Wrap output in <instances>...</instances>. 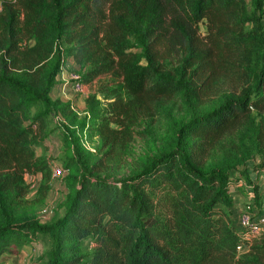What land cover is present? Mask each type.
Instances as JSON below:
<instances>
[{"label":"trees","instance_id":"trees-1","mask_svg":"<svg viewBox=\"0 0 264 264\" xmlns=\"http://www.w3.org/2000/svg\"><path fill=\"white\" fill-rule=\"evenodd\" d=\"M66 58L86 85L111 76L84 98V115L52 97ZM180 93L191 115L173 145L130 175L98 176L129 149L134 128ZM52 113L64 118L68 192L62 216L42 221L38 206L54 177L35 148ZM248 126L264 153V0H2L0 264L38 236L53 243L47 264H264V233L237 251L231 192L246 184L247 209L264 216V160L246 151L204 168L223 139ZM27 173L41 176L35 191Z\"/></svg>","mask_w":264,"mask_h":264},{"label":"rangeland","instance_id":"rangeland-1","mask_svg":"<svg viewBox=\"0 0 264 264\" xmlns=\"http://www.w3.org/2000/svg\"><path fill=\"white\" fill-rule=\"evenodd\" d=\"M249 2L250 6L252 7V0H249ZM206 30L207 27L203 23L201 25V31L205 32ZM71 65L72 67H76V63L73 62V60H71ZM108 80H111V76H99L92 83L86 85V94L84 96L79 94L77 95L76 92L70 87H67L68 89L65 90L69 96L71 95V97L75 98L74 104L78 106L79 112L84 115L86 106L83 104L81 106L77 102H79L81 99V101H83L87 95L92 92H96L100 87L104 86ZM57 95H59L58 90L52 94V97L55 98ZM211 103L212 102H209L207 105H210ZM205 104L206 103H202V105H198V109L203 110V105ZM33 110V112H36L37 107H35ZM190 115L191 112L187 108L183 93L178 94L173 99L161 101L158 104V110L154 117L147 118L139 126L134 128L135 131L133 133V138L130 141L129 149L127 151H121L117 153L115 157L110 159V167L105 171H100L98 176L116 180L123 176L130 175L134 169L138 168L139 164L143 161L146 155L155 154L165 148H170L173 145L179 126L186 122ZM63 122V116L52 113L48 118L47 139L45 140L44 144L36 146L35 148L37 155L45 156L50 161L52 168L64 170L62 177L52 180L51 189L46 201L38 206V210L40 208H47L51 212V215H47L49 218L46 221H50L55 215L56 217L62 216L64 213V198L68 192L65 181V177L68 175V172L63 166L64 146L62 141L63 127L61 126V123ZM27 124H30V121H28ZM95 143V141H87L86 145L93 148ZM222 143V146H216L211 151V154L205 159L204 168H210L212 166L222 164L224 161L232 159L236 155L240 156L241 153L246 151H250L251 155L254 154L251 160H254L256 163L264 160V153H258V151L255 149V140L251 126L240 130L235 135H231L223 139ZM25 180L26 183L29 180V178L27 179V174L25 175ZM36 180L39 183L41 181V176L39 175ZM257 181L261 186V192L264 195V171L258 173ZM250 189L251 188L248 189L246 184H243L239 188L235 186L231 189L233 194L232 198L233 201H235V204L232 206L233 213L231 212L233 218H236L239 212H241L243 209H247V207L251 205V203H248L253 197V192ZM34 195L35 193H31L30 191L27 197L32 199ZM43 209H41V211ZM94 245L95 242L92 240H89L85 243V260H88ZM52 246L53 243L50 237H36L33 242V251L36 249V254L32 264H47L46 254L52 248ZM7 253L14 254L18 253V251L15 249L13 252Z\"/></svg>","mask_w":264,"mask_h":264},{"label":"built area","instance_id":"built-area-1","mask_svg":"<svg viewBox=\"0 0 264 264\" xmlns=\"http://www.w3.org/2000/svg\"><path fill=\"white\" fill-rule=\"evenodd\" d=\"M60 80L61 83L56 86L59 95L55 98H62L66 101L70 100L73 102L74 107L78 109V106L74 104L75 98L71 97V95L69 96L66 90L68 89L67 87H70L77 95L84 96L86 94V84L81 81L79 69L72 67L70 59L66 58L63 62ZM63 174V169L53 168L54 179L62 177ZM28 178V183L33 191H35L38 186V181L36 180L37 176L27 173V179ZM49 214L51 215V212L49 209L45 208L40 212L39 217L42 221H46L49 218L47 216ZM237 228L241 236L237 244V251L239 253L246 252L249 249V242L264 233V216L257 218L250 210L243 209L237 215Z\"/></svg>","mask_w":264,"mask_h":264},{"label":"crops","instance_id":"crops-1","mask_svg":"<svg viewBox=\"0 0 264 264\" xmlns=\"http://www.w3.org/2000/svg\"><path fill=\"white\" fill-rule=\"evenodd\" d=\"M1 3L2 0H0V10H1ZM70 60H73V58H69ZM74 61V60H73ZM57 91L56 86L52 91V94ZM82 100V99H81ZM79 100L77 102L79 105L82 106V104L85 106V100L83 101ZM233 197V194H232ZM235 202V201H234ZM35 250L33 251V243L32 244H25L23 245L19 250L18 253H5L3 255V264H32L33 259L35 258Z\"/></svg>","mask_w":264,"mask_h":264}]
</instances>
